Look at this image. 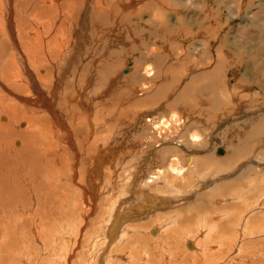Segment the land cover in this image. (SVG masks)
<instances>
[{"label":"rangeland","instance_id":"1","mask_svg":"<svg viewBox=\"0 0 264 264\" xmlns=\"http://www.w3.org/2000/svg\"><path fill=\"white\" fill-rule=\"evenodd\" d=\"M69 1L66 3L69 7L65 13H69L68 9L71 7L77 6L74 0ZM107 1L100 0L102 5L98 6L102 9L100 12L97 9L96 12L101 21L107 18L105 24L98 22L99 26H92L91 30L88 20L85 22L87 28L82 35L84 39L81 38L80 41H87L84 51L88 56L79 53L77 57L72 52V58L68 60L70 63L67 61L62 67L61 73L68 70L60 86L63 91L59 88V99L54 106L49 104L48 107L49 110L59 111L61 123L54 120L49 111L46 113L52 154L57 149L64 154V164L58 167L61 168L62 177L66 180L72 179L69 165L75 156L72 146L69 148L65 143L69 142V139H64L66 131H71L74 135V144L80 152L78 166L81 170L82 186H88L86 175L91 172V168L95 167L97 177V180L94 178L96 194L69 195L71 201L68 200L67 206L64 204L63 207L69 212L66 219H63L72 221L81 207L78 203L82 204V197L87 199L85 207H92L93 204L102 207L106 205L105 200L110 194H126V197L130 192L135 194L142 179L146 178L147 182L154 176V184L149 187L144 185L141 191H137L139 194L148 195L142 196V199H149L148 202L156 200L158 203L156 202L154 208L143 216V221L137 224H146L144 231L148 233L153 227V230L159 231L158 235L163 236L175 227H178L177 231L180 232L172 244L156 246L150 242V256L154 255L155 259H159L162 249L168 247L167 250H175V260L172 264H203L200 256L195 258L193 254L186 255L188 248H185L183 243L187 233L196 234L201 222L207 220L223 224V231L229 236L228 247L222 251L217 248L219 241L209 243L219 257L224 255L227 259L215 264H237L241 258H246L245 262L251 261L249 254L242 252L246 244L247 247H256L250 253L255 260L254 264H264V261L261 262L264 256V220L259 219L257 225L251 224L255 216L264 215V131H254L256 127L253 126L259 122L264 126V84H258L264 83V58L256 60L257 58L253 59L255 57L249 54H238V51L232 48V43L238 44L242 41L241 45L252 51L251 48L258 40H264V0H192L187 4L182 3L186 11L183 8L178 11L181 4L179 6L174 0ZM162 1L163 4L160 5ZM32 2L28 4L31 5ZM23 5L20 9L28 6ZM163 6L167 8L164 9ZM171 8L175 12L167 14V9ZM140 9L145 12L136 16L140 14ZM102 10L112 12L104 15ZM163 10L166 11L162 12ZM127 12L131 13L130 17ZM103 18L105 20H102ZM168 28L169 31L166 30ZM242 30L246 35L242 34ZM175 32V35L172 34ZM92 40L95 45L90 43ZM111 54V62L118 65L114 68V74L107 76L103 71L107 69L106 60L111 59ZM77 66H80V69ZM126 68L130 73H125ZM145 68L150 73H147ZM258 69L261 70L262 76L256 75L255 81L254 76ZM214 71L220 76L218 83L221 86L213 90V94L209 93L210 89L202 90L198 96L189 97L193 102H187L191 94L184 91L185 87L192 82H199L197 85L210 83L211 72ZM148 74L152 76L149 77ZM134 75L136 78H133ZM241 76L246 81L241 80ZM75 78L80 81L75 83ZM191 89L188 92L193 93L197 88L195 86ZM232 89L234 92H229ZM179 91L187 95H183L186 101L178 99ZM67 94L71 98L66 97ZM210 98H213V102L220 100L216 108L210 103ZM182 100L184 102H181ZM19 103L27 105L23 100ZM250 110L257 115L249 118ZM147 119H150V122H147ZM157 124L159 128L153 129ZM244 135H253V140L249 139L247 143ZM193 136L198 137V140L194 141ZM160 145L162 146L157 148ZM245 145L249 146L242 148ZM167 148L169 150H165ZM221 149L226 151L225 155H219L218 150ZM235 151L237 154L232 153ZM96 156L99 158L96 159ZM171 167L182 170L181 175L172 171ZM133 184L135 186L132 188ZM60 185L65 186L68 191L73 189L72 192L79 188L78 184L69 181ZM17 194H20L19 198L23 200L22 190H18ZM150 194H153V197ZM74 196L76 198H70ZM77 198L78 200H75ZM88 201H91L90 204ZM75 206L77 210L74 209ZM20 212L16 218L18 221L15 220L20 228L14 224L17 226L15 233L19 238L26 231V225L31 226L28 219L31 217L26 214L22 216L23 213ZM98 212L99 210L89 217L97 218ZM149 213L164 217L157 227L152 219L145 220ZM246 225L250 235H244ZM194 228L196 230H193ZM203 234L205 235H201ZM197 236L191 239L195 247ZM144 237L147 238L145 235ZM204 239L205 237L199 239L201 244ZM239 247L242 256L237 254Z\"/></svg>","mask_w":264,"mask_h":264},{"label":"bare ground","instance_id":"2","mask_svg":"<svg viewBox=\"0 0 264 264\" xmlns=\"http://www.w3.org/2000/svg\"><path fill=\"white\" fill-rule=\"evenodd\" d=\"M30 1H33L31 5L28 4ZM61 1H63L62 4H60ZM61 1L24 0L21 2V0H0V264H172V261L175 260V250H167L168 247H165L162 249V256H160L159 259H155L154 255L150 256L149 254V244L150 242L156 246L164 243L172 244V242L178 238L177 233L180 232L177 231L178 227L173 228V230L163 236L161 232V235H158L159 231L153 230V227L150 228L153 231L151 230L149 233L148 231H144V226L146 227L145 223V225L142 223L137 224L143 221V216L154 208L153 206L157 202L156 200H150L151 202H148L149 199H142V196L146 197L148 195L139 194L140 192L137 191L144 185L149 187L154 184L155 182L153 181L156 178L154 176L150 177L151 179L149 178L147 182L146 178L142 179L139 186L137 185L138 189L135 194H131L130 192L127 197L125 196L126 194H110V197L105 200L106 205L102 207L93 204V206L89 208L86 206L88 208L86 209L84 204L87 199L82 197V204L78 203L81 207L78 212L76 211L77 214L72 221H69L70 219H68V221L63 219L64 217L66 219L67 213L69 212L68 209H63L64 204L67 206V202L70 200L69 195L71 193L96 194L94 178L97 180V177L94 171L95 167H93L91 168V172L88 171L90 173L86 175V179L89 182L86 186H88L84 187L85 185L82 186L80 183L81 170H79L78 166L80 152L74 144V135L71 134V131H66L67 133L64 134V139H69V142L65 141V143L69 148L71 145L74 149V160L69 165L72 172V179L66 180V178L62 177L61 168L58 167L64 164V154L59 149L52 154V143L49 141L50 132L46 126V118L48 117L46 113L49 111L51 117L61 123L59 111L55 109L49 110L48 107L49 104L51 107L54 106L59 99V88L64 82L65 72L66 75L68 72V70H65V72L61 73L62 67L65 65V62L72 58H70L72 52H74L77 57L81 53L82 55L88 56L84 51L87 41H80L81 38L84 39L82 35L87 28L85 25V22H87L86 20L89 22L88 27H91L92 30V26H99L98 22L105 24L107 18L106 20L103 18L102 20L105 21H101L96 14L97 9H99V12L102 9H100L98 5L101 6L103 1L100 4V0H74L77 6L76 8L71 7V9H68L70 10L69 13H65V10L69 7L66 6V3L70 1ZM175 2H177L179 6L181 4V8H178V11H182V8L186 11L182 3L187 4L188 2H192V0H174V3ZM23 4H27L28 6L20 9V6ZM162 4L163 1L160 5ZM161 8L159 7V9ZM165 8L167 7H164V9ZM141 9L140 14H136V16H141L143 12H145ZM172 9L173 8L167 9V14L171 12L174 13L175 11ZM164 11L166 10L162 12ZM109 12L112 11H101L104 15L107 13L109 14ZM127 14H129L127 15L129 17L131 16V13L127 12ZM111 19L108 21L110 22ZM107 28L109 27L107 26ZM166 30L169 31V28ZM172 34L175 35L176 32ZM242 34L246 35L244 31ZM92 35L94 34L92 33ZM94 41L92 40L90 43L92 44L93 42L95 45ZM242 43V41L238 44L237 42L232 43V48L238 51V54H249L255 57L253 59L257 58L256 60H260L262 57L264 58V40H258V43L251 48L252 51L247 50L248 48L241 45ZM92 47L96 49V47ZM84 52L85 54H83ZM111 57L112 54L110 58ZM111 60H113V58L106 60L107 69L103 71L107 76L114 74V68L118 65V63L111 62ZM222 62L223 61H221V64ZM67 63H70V61ZM77 67L80 69V66ZM67 69L69 68L67 67ZM147 70L148 69L145 68V71ZM215 71L214 73L211 72L212 77H210L209 83L210 94H213V90H216L219 85L221 86V84L218 83L220 76ZM128 72L130 73L129 69H127L125 73L128 74ZM148 72L149 71H147V73ZM151 74H148L149 77L152 76ZM260 74L261 70L258 69L257 72H255V81L257 80L256 75L259 77L262 76V74ZM100 75L102 76V74ZM134 77L135 75L133 78ZM241 80L246 81L242 76ZM78 81L80 80L75 78V83ZM193 81H195V78ZM136 82L138 83L139 81ZM197 83L199 82H192V86L186 87L185 90H190L195 86L200 88L201 85H203V83H200L201 85H197ZM258 84L262 86L264 83L261 82ZM60 89L63 91V87ZM192 90L193 89H191V91ZM199 90L200 89H194L193 93L187 91V93L191 94L188 96V101H190V96H198L201 92H199ZM202 90L204 89L202 88ZM229 92L233 93L234 91L232 89V91ZM181 93L180 91L177 93L178 99L180 100V98H182L185 100L184 96L187 95ZM157 94L159 95V93ZM66 97L71 98L69 94H67ZM20 100L25 101L27 105L19 103ZM184 100L181 102H184ZM214 100H216V98ZM184 105H186V102ZM243 114L245 115V113ZM248 114L249 118L257 115L256 112L254 113L252 111ZM150 118L153 119L151 116ZM147 122H150V119H147ZM259 123L253 126L256 127L254 131L260 133L264 131V126L261 122ZM168 124H170V122H168ZM157 128H159L158 124L153 126V129ZM259 133L257 134L259 135ZM243 137L247 139V143L250 141L249 139L253 140V135H244ZM193 140L197 141L198 137H194ZM174 142H176V140H174ZM161 146L162 145L157 146V148ZM239 146L241 147V145ZM247 146L249 145H245L242 148H247ZM165 150L169 149L167 148ZM243 152L245 151L243 150ZM218 153L219 155H225L226 151L221 149L218 150ZM232 153L237 154V151ZM97 158L99 157L96 156V159ZM189 165L193 167V165ZM171 170L181 175L182 170L174 167H171ZM157 175L159 176V173H157ZM65 181L66 183L69 181L78 184L77 187L79 188H77L75 192H72L73 189L68 191L65 186L60 185L61 183H65ZM134 186L133 184L132 188ZM18 190H22L23 200L19 198L20 194H17ZM108 192L111 191L108 190ZM150 195L153 197V194ZM75 200H78V198ZM89 202L91 201H88V203ZM244 204L246 205L247 202H244ZM74 209L77 210L76 206ZM74 209H71V211ZM101 209L102 212H100ZM98 210L99 216L97 218L94 217L95 219H91L89 215L95 214ZM20 211L23 213L22 216L26 214L31 217L28 218L29 221H31V226L28 227V225H26L29 229L24 228L26 231L22 233L19 238L16 236L15 227L18 226L20 228V225H17L15 220L20 215L18 213ZM251 214L252 213H249V215ZM162 218L164 217L149 213L148 218L145 220L152 219L151 221L157 224H154L157 227L158 223L162 222ZM259 219L261 221L264 220V215L255 216L254 222L252 221L251 224L257 225ZM20 220L22 221V218H20ZM17 221L18 220H16V222ZM239 221L241 222L242 219ZM150 224H152V222ZM195 224H197V222ZM262 227H264V225ZM198 228L196 234L189 232L185 236L183 244L185 248H188L186 249L188 251L185 250L186 255L193 254L195 258L200 256L199 258H201L203 264H215L217 262L227 261L224 255L223 257H219L220 255L218 256L215 249L209 244L219 241L217 248H220V251L225 249L229 241V236L227 232L223 231L224 225L204 220ZM193 230L196 229L194 228ZM248 230L249 227L246 225V232L244 235H250V231ZM185 231L186 230H183V232ZM256 231H260V229H256ZM202 233H205V235L203 234L205 239L201 244L199 239L204 238L201 235ZM197 234L200 235L197 236ZM144 235L147 236V238H145ZM196 236L198 238L195 240V247L191 239L196 238ZM137 246L140 247L138 248ZM190 246L192 248H190ZM247 246V244L244 245L242 252H244V254H249L248 258L251 259L252 262H245L246 258H241L239 260L240 262L237 264H254L255 260L250 253L254 251L252 249L256 247L252 248ZM189 248L191 250H189ZM238 249V256H242L243 253L240 252L241 247ZM261 252L263 251L261 250ZM153 253L154 251H152V254ZM164 255H166V257H164ZM262 257L263 259L261 262L264 261V256ZM165 258L166 261L164 262ZM198 262L201 263V261Z\"/></svg>","mask_w":264,"mask_h":264},{"label":"crops","instance_id":"3","mask_svg":"<svg viewBox=\"0 0 264 264\" xmlns=\"http://www.w3.org/2000/svg\"><path fill=\"white\" fill-rule=\"evenodd\" d=\"M189 86L191 87V85H189ZM189 86L187 85L186 87L188 88ZM186 87H185V88H186ZM201 87H202L204 90L209 89V83L206 82V83H204L203 85H201ZM201 87H200V88H197V86H196L197 89H200L199 92L202 91V88H201ZM184 91H188V90H187V89H186V90L184 89ZM197 92H198V91H197ZM215 92H216V91H215ZM205 96H206V95H205ZM206 98H207V97H206ZM175 99H176V98H175ZM211 99H212V98L209 99V100H210V103H211V104H214V105H215V108H216L217 102L220 101V100L218 99L217 101H214V102H213ZM189 100H190V99H189ZM190 101H192V100H190ZM221 101H222V100H221ZM188 102H189V101H188ZM192 102H193V101H192ZM176 105H177V104H176ZM178 106H179V105H178ZM195 106H197V105L195 104ZM206 110H207V107H206ZM217 118H218V117H217ZM216 121L218 122V120H216ZM217 122H216V123H217Z\"/></svg>","mask_w":264,"mask_h":264},{"label":"water","instance_id":"4","mask_svg":"<svg viewBox=\"0 0 264 264\" xmlns=\"http://www.w3.org/2000/svg\"><path fill=\"white\" fill-rule=\"evenodd\" d=\"M125 72H126V70H125Z\"/></svg>","mask_w":264,"mask_h":264}]
</instances>
